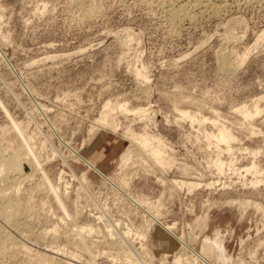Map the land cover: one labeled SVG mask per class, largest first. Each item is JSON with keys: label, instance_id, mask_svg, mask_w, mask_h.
Wrapping results in <instances>:
<instances>
[{"label": "rangeland", "instance_id": "1", "mask_svg": "<svg viewBox=\"0 0 264 264\" xmlns=\"http://www.w3.org/2000/svg\"><path fill=\"white\" fill-rule=\"evenodd\" d=\"M170 1L0 0V34L5 36L0 41L15 68L0 60V151L22 147L24 139L14 126L21 120L26 134H34L41 161L35 176L20 185L19 198L26 197L29 214L20 216L15 226L0 220L28 247L27 252H9L8 263L35 264L40 255L73 264H176L175 251H182L178 243L166 256L154 249L156 224L143 241L133 232L131 257L127 249L112 245L110 221L135 227L142 218L104 178L59 145L34 98L23 90L25 82L37 101L50 108L47 115L63 138L81 152L97 130L102 132L93 156L107 160V175L124 178L130 191L154 202L166 189L162 220L176 222V234H185L197 251H202L205 236L215 237L219 230L231 258L225 264H264V0H205L200 7L189 5L193 17L182 20L171 13L186 0ZM226 58L229 66H224ZM108 101L125 104L130 112L117 105L112 111L116 132L99 126L90 133ZM257 101L259 112L253 116L239 111L244 106L255 110ZM182 110L197 117L184 118ZM219 124L233 132L231 146L208 135ZM130 130L165 140L174 161L164 175L156 167V173L150 171V159L137 149L139 154L119 171L120 155L131 144ZM213 158L223 159V171ZM81 173L86 174L85 183H80ZM158 173L200 185L170 191ZM57 180L64 181L66 193L58 192ZM88 217L97 232L86 240L78 235L70 239L72 227ZM164 235L156 232L157 248L173 245ZM31 250L38 256L32 258ZM214 250L208 258L224 264L216 246ZM186 256L185 264H191Z\"/></svg>", "mask_w": 264, "mask_h": 264}, {"label": "bare ground", "instance_id": "2", "mask_svg": "<svg viewBox=\"0 0 264 264\" xmlns=\"http://www.w3.org/2000/svg\"><path fill=\"white\" fill-rule=\"evenodd\" d=\"M163 2L166 3L167 0L166 1L163 0ZM173 2H174V0H173ZM184 2L185 3H182V4L180 3V5H179L178 8L173 7L175 9L173 10L174 12L171 11V12H173V14L171 13V15H174L175 16L174 19L180 18L182 20V17H184V19H185L186 16H192V14H191L192 12L189 10V8H191V6L189 8H188V6L189 5H194V6H192V8H193V7H195V5H199V7H200V4L201 3H204L205 0H186ZM208 3H207V5H209ZM174 4H176V2ZM217 5L219 6V4H217ZM217 5H215V6H217ZM210 6H212V4ZM213 6H214V4H213ZM214 7H212V8H214ZM217 7H216V9H217ZM219 7H221V6H219ZM197 8H198V6H197ZM206 8H207V6H206ZM212 8L211 9L209 8V9L212 11ZM205 10H208V9H205ZM215 10H213V11L214 12H217ZM218 11H220V10H218ZM189 18H191V17H189ZM0 36L3 37L2 34H0ZM1 37H0V39H1ZM4 37H3V39H4ZM5 40H6V38H5ZM5 40H3V41H5ZM1 42L2 41H0V60L1 61H5L7 63V65H8V67H10L14 71L15 68H14V65L12 64L13 62H11L10 58L7 56V53L2 48L3 47L2 46L3 44ZM245 56H243V57L245 58ZM245 60H242V61H245ZM229 65H230V63L228 61V58H226L225 59L224 66H229ZM137 70H138V72L140 71V69H137ZM138 74H140V73H138ZM16 76L20 77L19 75H16ZM18 77H16V78H18ZM8 84H9V81H8ZM8 84H7V86H8ZM22 85H23L22 87L24 88L23 90H25L32 98H34L33 100H34V105L36 107V110H38L39 112H41V115L43 114V117H45L46 121H48L49 125L47 124L46 121H45V123L48 125V127L50 126L51 132H52L51 135L53 137H55V138L58 139V141L60 142L59 145L60 144H63L64 146H66L68 152H71L72 155L75 156V157H73V158H75L74 160L77 159V161H79L83 165H85V167L87 169L90 168L97 175H99L100 177L104 178V180H106L117 191V193L120 194V196L122 195L121 196L122 198H124L125 200H128L137 209L136 212H137L138 215H140V217L142 219H141V222L137 226H135V227L133 225H129V226H126L125 227L124 225H122L123 222H121L120 220H119V222L116 221V225L117 226L113 225V221L112 222L110 221V223H112V226H113L112 228H110L109 226H107L108 222H107V224H105L107 226V228L108 227L110 228V229H108L109 234L111 236H114V237H111V238H113V240L111 241L112 245L113 244H116V246L118 245L120 248L122 247L124 251L127 249L128 250V251L126 250L128 252L127 255L131 257V256H133L135 254L134 251L132 249H130V247L131 248L134 247V246H132V244H130L132 242V241H130V239L132 238V234H134V233L138 234L139 235L138 237H140L141 240L143 241V239H145V237L148 235V231L150 230V228L152 227V225L154 226V224H156V227H155V230H154V249L156 251H159V252L160 251H164L163 256H166L170 252L169 250H165L161 246H159L158 248L156 246L155 234H156V232L158 230H161L163 232V234L167 235L169 239L171 238V239L175 240L179 244V247L182 248V251L183 252L182 251H180V252L179 251H175V261L174 262H176V264H185V262H184L185 259L184 258L186 256V254H187L186 259L187 258H188V260L191 259V261L193 262V263L191 262V264H195L194 262H196V261H198V262L201 261L202 262L201 264H214V262H212L208 258V256H210V253L216 251V250H214L215 249V246L218 248V252H219L218 253V257L223 260L224 264L226 262H228V260L231 259L230 257H228L225 254L226 248L224 246L223 239L220 236L219 230H217L215 237H212V236H205L204 237L203 244H202V251L200 250L201 251L200 252V251H197L195 249V247L189 242L190 240L187 239L184 236L185 234L184 235H178V234H176V232L174 230L175 225H176V222L170 223V222H164L162 220V212H161V207L163 205L162 199H163V196L165 194L166 189H164L162 191L161 195L157 198V200L155 202L154 201H150L147 196H145V195L142 196V195L134 194L132 191H130L129 188H128V183L124 181V178H120V177L119 178H115L114 176L107 175V173L103 172L97 166L93 165L91 161H88L89 159H86V157H84V155L82 154V152L77 147L73 146L71 144V142L66 141L67 139L65 140L63 138V136L59 132L57 123L56 122L54 123V120L51 121L52 119L50 120L49 115H47V113H48V111H49L50 108L45 103H42L40 101H37V99L34 97V92H33L34 89L32 90L30 88V86H28V84H26L25 82H23ZM117 105H119V104H117ZM117 105L110 103V101H108V102L105 103L104 110L101 112V114L99 115V117L96 119V121L94 122V124L91 126V129H89L90 130V133L95 132V130H97L99 126H103V127H113L112 129L116 132L115 128H117L118 124H116V120H115V117L112 115V111H113L114 108L118 107ZM119 106L124 111H129L130 110L128 108V106H126L125 104H120ZM255 106H256V109L255 110H250L249 107H245L244 106L241 109L239 108V111L242 112L246 117H250V116H253L254 114H256V113L259 112L258 101L255 103ZM139 109H141L139 112H142V111L144 112L145 111L144 108H143L144 110H142V108H139ZM181 112H182L181 113L182 114V117H184V118L188 117V118L194 119V118L197 117L195 114H191V112L186 111V110H182ZM142 114H146V113H142ZM21 122H22L21 120H20V122H18V121L15 122L14 126L16 128L17 134H19L24 139V143H23L22 147H20V149L17 148L18 150H16L15 148L14 149H11V148H13V147H11L9 150H6L4 148L5 151L4 150L3 151H0V175H3V173H4V176L3 177H0V220L3 221L4 223H6V225H8V224L10 225L11 224V226L12 225H14V226L15 225H18L19 222H17V221L20 218V216L21 217H23V215H26L27 216L29 214L28 212H30L29 211L30 210V207L28 206L27 199H25L26 197L24 198L25 200L23 198L22 199L19 198L20 197L19 196V193L22 191L21 190L22 189L21 183H22V181L25 182L26 181V178L29 179V177L31 178V176H33L34 174H36L37 170L39 169V167L41 165V161H40V159H38V156L36 155V152H35L36 148L34 150V144L36 142V141H33L32 140L33 138H35L34 137V134H33V137L30 136L31 134L28 136L27 135L28 133L25 132V129H24L25 128L24 127L25 124L23 125ZM5 129L6 128L4 127L3 130H5ZM26 129H28V128L26 127ZM6 131H7V129H6ZM40 131H38V132H40ZM128 134H129V136H127V135L126 136H127L128 139H130L131 144L124 151H122V154L120 155V158H119V166H118L119 167V171H120V169L122 170L124 167H126L128 165V163L130 162V160L135 155L139 154V152L136 151V149H137V150L141 151L142 153H144L145 155H147V157L150 159V161L152 163L151 165L149 164V166H150L149 167V170L150 171H154L156 173V171H157L156 169H158V170L160 169L161 171H164L163 172V175H164L165 170L169 169V167L173 164V161H174L173 158H172L173 156L171 157V156H169L167 154V151H166V146L167 145L165 143V140H163L161 136H158L157 134L149 133L147 131L142 132V133H138V132H135L133 130H130V131H128ZM48 135L50 136V134H48ZM208 135H210L212 138H215L217 140V142H225L229 146H231L230 142L232 141V139L235 138L233 132L231 131V129L228 128V126H226V124H221V125L219 124L218 125V131L217 132L212 131V132L208 133ZM47 138L49 139V137H47ZM49 140L51 142V140H54V139H51V136H50V139ZM45 141H46V139H45ZM46 142H49V141L47 140ZM52 142H54V141H52ZM47 144H50V143H47ZM41 145H43V142H42ZM8 147L9 146H7V148ZM44 147H45V145H44ZM54 147L52 148L53 154H54V151L56 152L57 151L56 149H58L57 147H55L56 149L54 150ZM232 148L234 149V147H232ZM232 148H231V150H232ZM58 152H59V149H58ZM222 160L221 159H218V160L215 161V159H214L212 161V159H211V161L213 163H214V161L216 162L215 164L217 165V168L219 169V172H220V170L223 171L224 164H226ZM65 162H66V160H65ZM66 163H64V164H66ZM146 163H147V161H146ZM229 163H231V161H229ZM256 165L254 164L252 166V168L255 169V170H257L256 169L257 168ZM155 167H156V169H155ZM225 168H227L226 165H225ZM234 168L236 169L235 166H234ZM252 168H250V169H252ZM28 169H30V170H28ZM233 172H235V171H233ZM62 173H63V171H62ZM62 173H61V175H62ZM64 173H65V171H64ZM160 173H162V172H160ZM73 174H75V173H73ZM61 175L59 176L60 178H58V177L57 178L62 180V176ZM163 175L158 173V177L159 178L158 177L157 178L161 181V183H163L165 185L169 184L170 191H173L175 188H183V187H188L189 188V191H190V189H193L195 186H199L200 185L199 184L200 182H198V181L197 182H194L192 180L191 181H187L185 179H178V178L168 179L167 177H165ZM81 176H82L81 179H83V181H81V179H80V183H82V182L85 183L84 180H87L86 179L87 178L86 177V174L85 173L84 174L81 173ZM73 177H74V175H73ZM58 181L59 180H57V182ZM63 182L64 181H62V184H63ZM215 182H213V183H215ZM58 183H57V187H56V189L58 190V192H62V193L65 192L66 193V189H68L67 186H64L65 187V190H64V187L63 186L61 188V185H62L61 182L59 184ZM68 184L66 183L65 185H68ZM84 185H86V184H84ZM84 187H87V186H84ZM61 189L63 191H61ZM21 194H22V192H21ZM21 196H23V195H21ZM233 201L231 200V202H233ZM99 215H101V214H99ZM87 216H89V215H87ZM89 218L90 217H88V221L86 220L87 217L85 219L86 221L83 220L84 221V224L82 223V225H79L78 224V225H75V226L72 227L73 230L75 229V232H73L72 234L70 233L71 234L69 236L70 239L71 238H75V235H78L79 238L82 237L83 239L86 240L87 239V236L88 235H91L93 233V231L95 230V226L96 225L93 224V221L91 219H89ZM93 219L95 221L97 220V218H93ZM1 221H0V264H10L11 262L8 263V261L5 258L9 252L12 253V252H14L13 250H17V249H21L22 251L24 250L25 252H27L26 249L28 247L26 246L27 248H24L25 247L24 245H26V244L21 245L23 243V241L21 239H18V237H17V240H19V243H18V241L15 239V236H14L15 234L13 235V233H10V231L7 229V227H6V229H4L3 228L4 226L1 225ZM114 222H115V220H114ZM20 224H21V222H20ZM25 224H26V221H25ZM9 225H8V227H9ZM21 225H20V227H21ZM122 226H124L125 229H121ZM22 228H23V226H22ZM15 229H13V230H15ZM18 230H20V229H18ZM95 231L97 232V230H95ZM15 232L18 233V231H15ZM181 234H182V232H181ZM20 241H22V242H20ZM128 245H129V247H128ZM30 249H31V247H30ZM142 249H145V247H143ZM146 249H147V247H146ZM147 251H148V249H147ZM31 252H32V250L30 251V253ZM15 253H17V252H15ZM148 253H149V251H148ZM13 254L14 253L10 254V256L13 255ZM21 254H23V253H21ZM24 254H26V253H24ZM28 254L29 253H27L26 256H29V258H30L31 257L30 256L31 254L30 255H28ZM32 254L35 255L32 258H35V257L38 256L37 253L34 254V252H32ZM136 254L137 255L139 254L138 251L136 252ZM20 255H19V257H20ZM140 255H142V253ZM70 256H72V255H70ZM16 257H17V255H16ZM38 257H39V259H38ZM38 257L36 258L37 259V262H35V264H73L71 262V260H70V262L68 260L67 261H64V262H55V261L52 260L53 258H51L50 256H45V257L41 256V258H40V255H39ZM14 258L12 257L11 259H14ZM29 258H28V260H29ZM136 258H138V257L136 256ZM8 259H10V258H8ZM22 262L20 264H32V263H30V261L28 263H24V260H22ZM14 263H15V261H14ZM17 263H19V262H17Z\"/></svg>", "mask_w": 264, "mask_h": 264}, {"label": "crops", "instance_id": "3", "mask_svg": "<svg viewBox=\"0 0 264 264\" xmlns=\"http://www.w3.org/2000/svg\"><path fill=\"white\" fill-rule=\"evenodd\" d=\"M103 137L104 135L102 134V132L100 130L99 131L97 130V133H94V136L84 147V151H82V154L84 155V157H86V159H89L88 161H91L93 165L97 166L99 169H101L103 172L106 173L107 170L106 164L108 163L107 160L106 159L98 160L96 156H95L96 158L93 156L96 153V149L99 148L101 139H103ZM165 236L168 238L167 235ZM168 240L170 241V243H173V245L163 248L165 250L172 251L177 247V242L171 238L170 239L168 238Z\"/></svg>", "mask_w": 264, "mask_h": 264}]
</instances>
